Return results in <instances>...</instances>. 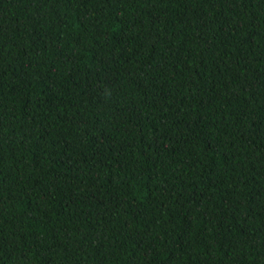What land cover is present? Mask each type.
<instances>
[{
	"label": "trees",
	"instance_id": "16d2710c",
	"mask_svg": "<svg viewBox=\"0 0 264 264\" xmlns=\"http://www.w3.org/2000/svg\"><path fill=\"white\" fill-rule=\"evenodd\" d=\"M0 264H264V0H0Z\"/></svg>",
	"mask_w": 264,
	"mask_h": 264
}]
</instances>
